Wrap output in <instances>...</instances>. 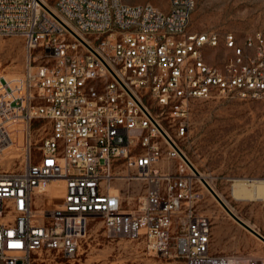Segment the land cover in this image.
<instances>
[{
  "label": "built area",
  "instance_id": "obj_1",
  "mask_svg": "<svg viewBox=\"0 0 264 264\" xmlns=\"http://www.w3.org/2000/svg\"><path fill=\"white\" fill-rule=\"evenodd\" d=\"M194 7L0 0V36L25 51L21 72L0 76V264L75 260L89 219L183 264H264L210 251L203 184L178 143L193 100L264 99V34L192 31ZM17 151L21 167L2 168ZM134 181L143 194L130 205ZM50 189L56 202H38Z\"/></svg>",
  "mask_w": 264,
  "mask_h": 264
},
{
  "label": "rangeland",
  "instance_id": "obj_2",
  "mask_svg": "<svg viewBox=\"0 0 264 264\" xmlns=\"http://www.w3.org/2000/svg\"><path fill=\"white\" fill-rule=\"evenodd\" d=\"M128 3L150 2L167 10L168 0H124ZM190 30L196 32H233L238 37L260 31L264 34V0H195ZM215 52L218 56L215 57ZM25 51L17 36H0V76L12 77L21 72ZM221 50L209 55L215 62ZM19 146L23 145L22 135ZM189 160L210 181L222 200L242 220L264 236V198L237 200L231 194L235 178H254L264 183V99L240 98L232 94H215L191 102L188 132L178 141ZM22 150V149H19ZM21 151L2 168L19 169ZM118 186L126 187L122 182ZM125 193L133 205L143 194V187L134 181ZM201 212L212 221L211 247L224 254L237 253L263 257L264 244L235 221L205 186H201ZM132 189V190H131ZM55 190L37 194L39 202L55 203L61 195ZM81 252L75 260L67 261L53 254H45L34 264H183L176 257L153 255L139 241L109 238L97 219L86 221L81 237Z\"/></svg>",
  "mask_w": 264,
  "mask_h": 264
},
{
  "label": "bare ground",
  "instance_id": "obj_3",
  "mask_svg": "<svg viewBox=\"0 0 264 264\" xmlns=\"http://www.w3.org/2000/svg\"><path fill=\"white\" fill-rule=\"evenodd\" d=\"M183 150V149H182ZM191 160V159H190ZM193 162V161H192ZM193 164V171L196 174L197 178L202 182L203 186L207 189L204 181L218 194H220L213 188L210 181L204 176ZM204 180V181H203ZM210 191V190H209ZM55 194H58V190L54 191ZM212 193V192H211ZM231 194L237 200H251V199H263L264 198V183L263 180L254 179V178H235L231 184ZM221 198V197H220ZM222 199V198H221ZM225 203V202H224ZM226 204V203H225ZM227 205V204H226ZM228 206V205H227ZM229 207V206H228ZM230 208V207H229ZM231 209V208H230ZM235 213V212H234ZM247 223V222H246ZM249 224V223H248ZM250 225V224H249ZM253 227L252 225H250ZM254 228V227H253ZM255 229V228H254ZM254 235V234H253ZM257 237V236H256ZM258 238V237H257ZM260 239V238H259ZM263 244L264 240L260 239Z\"/></svg>",
  "mask_w": 264,
  "mask_h": 264
},
{
  "label": "water",
  "instance_id": "obj_4",
  "mask_svg": "<svg viewBox=\"0 0 264 264\" xmlns=\"http://www.w3.org/2000/svg\"><path fill=\"white\" fill-rule=\"evenodd\" d=\"M204 181V180H203ZM205 185L208 187L210 192L215 196L217 201L223 206V208L227 211V213L240 225H242L244 228H246L248 231H250L252 234L257 236L258 238L264 240V236L259 233L256 229L251 227L248 223H246L244 220H242L238 215H236L225 203L224 201L218 196V194L204 181Z\"/></svg>",
  "mask_w": 264,
  "mask_h": 264
},
{
  "label": "crops",
  "instance_id": "obj_5",
  "mask_svg": "<svg viewBox=\"0 0 264 264\" xmlns=\"http://www.w3.org/2000/svg\"><path fill=\"white\" fill-rule=\"evenodd\" d=\"M212 241V239H211ZM210 251L214 254H224V253H221V252H216V248L213 250V248L211 247V244H210Z\"/></svg>",
  "mask_w": 264,
  "mask_h": 264
}]
</instances>
